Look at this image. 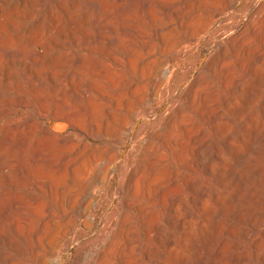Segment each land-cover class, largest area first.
<instances>
[{
    "label": "bare ground",
    "instance_id": "1",
    "mask_svg": "<svg viewBox=\"0 0 264 264\" xmlns=\"http://www.w3.org/2000/svg\"><path fill=\"white\" fill-rule=\"evenodd\" d=\"M260 30L264 0H0V264H264Z\"/></svg>",
    "mask_w": 264,
    "mask_h": 264
},
{
    "label": "rangeland",
    "instance_id": "2",
    "mask_svg": "<svg viewBox=\"0 0 264 264\" xmlns=\"http://www.w3.org/2000/svg\"><path fill=\"white\" fill-rule=\"evenodd\" d=\"M264 30H260V32H259V34H260V36L262 35V33H263V39H264V32H263ZM259 39V40H258ZM260 37L259 38H257V40H256V42H254V48H257L258 47V45H260L261 46V44H260ZM77 44L75 43V46H76ZM257 46V47H256ZM253 48V49H254ZM63 53H64V55H66L67 54V51H66V49H64L63 50ZM64 69V66L62 65V64H59L57 67H56V70H58V71H62ZM241 80H242V82H244V83H248L249 81H248V78L247 77H242L241 78ZM242 95H243V93H241ZM240 95V94H239ZM261 96H263L264 97V95H261ZM247 111H248V109L246 110V109H244V114L245 113H247ZM11 148H10V146L9 147H7L6 148V152H8V155H6L5 157H4V159H2V160H0V178L2 179V181H3V176H4V171H3V168H2V166L1 165H3V163H5V162H9V161H12V158H13V155H12V149L10 150ZM11 151V152H10ZM10 152V153H9ZM10 163V162H9ZM2 169V170H1ZM2 181L0 180V199H2L3 198V194L2 193H4V192H6V189H5V187H3V185H2ZM2 187V188H1ZM31 189H33V187H31ZM2 190H4V191H2ZM31 191H34V189L33 190H31ZM35 193H39L38 191H34ZM42 199H44L42 196H40ZM82 242H84V241H81L80 242V244L79 245H81V246H79V248H78V251H77V254L75 253V255L72 257V259H71V263L72 264H79L80 262H81V260H82V258H83V256L85 255V244L83 245L82 244ZM82 246H84V248L82 247ZM81 247L84 249V251L81 249ZM80 249V250H79ZM82 250V251H81ZM79 252V253H78ZM77 257V259L75 260V258ZM79 257V258H78ZM73 261H74V263H73ZM78 261V262H77Z\"/></svg>",
    "mask_w": 264,
    "mask_h": 264
}]
</instances>
